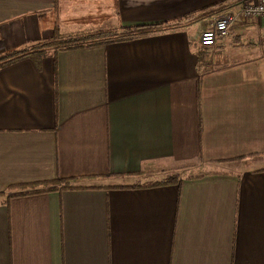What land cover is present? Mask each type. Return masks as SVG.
I'll return each mask as SVG.
<instances>
[{"label":"crops","instance_id":"1","mask_svg":"<svg viewBox=\"0 0 264 264\" xmlns=\"http://www.w3.org/2000/svg\"><path fill=\"white\" fill-rule=\"evenodd\" d=\"M222 1L0 0V57L160 26L0 68V264H264V21L203 49Z\"/></svg>","mask_w":264,"mask_h":264},{"label":"trees","instance_id":"2","mask_svg":"<svg viewBox=\"0 0 264 264\" xmlns=\"http://www.w3.org/2000/svg\"><path fill=\"white\" fill-rule=\"evenodd\" d=\"M251 0H227L222 1L211 9L206 11L208 14H219L229 8H232L235 5L242 4L246 5ZM204 14V13H203ZM163 26V25H161ZM160 26H148V27H121L118 31L112 32H103L96 34H89L83 36H76L70 38H55L49 42H44L36 47H32L30 49L16 51L10 54H6L3 57H0V68L5 67L9 64H12L18 60L23 58L33 57L35 59H39L44 57L49 52H59V51H67L72 49H78L82 47H88L98 44H103L112 41L125 40L135 37H141L148 34H151L155 30H157ZM178 178L176 176H168L160 182H156L152 184L151 187H163L169 186L173 184H177ZM136 186H133V188ZM139 187V186H137ZM80 187H75L71 185V180L69 179H58L50 184L44 185L43 188L37 190L33 189L31 193H21L16 196H24L29 194H36L42 192H51V191H61V190H69V189H78Z\"/></svg>","mask_w":264,"mask_h":264},{"label":"built area","instance_id":"3","mask_svg":"<svg viewBox=\"0 0 264 264\" xmlns=\"http://www.w3.org/2000/svg\"><path fill=\"white\" fill-rule=\"evenodd\" d=\"M253 18L264 21V0H251L235 11H227L216 16L201 32L199 36L200 47L203 49L213 48L217 38L225 37L233 25L245 23Z\"/></svg>","mask_w":264,"mask_h":264}]
</instances>
